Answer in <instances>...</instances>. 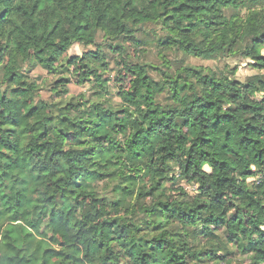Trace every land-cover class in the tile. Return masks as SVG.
Instances as JSON below:
<instances>
[{"label": "trees", "instance_id": "obj_1", "mask_svg": "<svg viewBox=\"0 0 264 264\" xmlns=\"http://www.w3.org/2000/svg\"><path fill=\"white\" fill-rule=\"evenodd\" d=\"M146 24L165 33L162 51L240 54L264 71L263 0H0V264H220L228 243L264 264L260 77L187 67L154 81L128 64L131 92L117 109L34 99L24 66L59 74L55 90L66 95L61 62L74 44L94 46L99 34L137 43ZM99 52L77 65L103 88ZM175 171L194 196H166ZM104 180L111 205L139 207L142 218L111 217L93 186Z\"/></svg>", "mask_w": 264, "mask_h": 264}, {"label": "rangeland", "instance_id": "obj_2", "mask_svg": "<svg viewBox=\"0 0 264 264\" xmlns=\"http://www.w3.org/2000/svg\"><path fill=\"white\" fill-rule=\"evenodd\" d=\"M164 35L165 33L161 30L160 26L146 24L135 33L137 43L130 42L126 39L109 41L99 34L94 46L74 44L64 55V60L61 62L69 69L68 73L63 74L68 79V82L65 83L67 87L66 95L62 94V90H55L57 80L60 77L59 74H49L40 67L28 68L24 66L23 70L27 76V81L34 83L38 87L34 97L36 102L41 101L52 104L61 98L64 101L73 98L75 102L81 103L82 105L102 104L116 109L124 104L120 96L121 93L131 92L130 86L134 76L128 72V64L144 66L148 76L154 81H161L163 79L162 74L174 76L182 68L187 67L202 69L204 72L215 73L218 76L224 75L240 83H246L254 77H260L264 80V71L254 69L251 62L240 54L213 59H202L185 55L182 51H162V48L158 45V41L164 39ZM116 45L121 46L122 52L118 49H110V47L114 48ZM97 50L105 58V66L99 69V74L104 82L103 88H98L91 76L82 73L85 70H81V64L77 65L79 59L84 61L85 54L90 52L95 54ZM71 59L73 63L67 66V60ZM257 98H260V96H257ZM158 102L162 105H170L166 94L160 95ZM174 177L176 182H169L166 186V196L169 199H172L170 197H174V194L180 193H186L189 196L195 195L196 187L188 185L181 180L178 171H175ZM253 180L250 179L249 182L252 183ZM93 186L96 189L97 197L108 202L106 209H109L108 214L111 217L127 218L128 222H134L136 219L142 218L139 207L133 213H129L128 210L126 211L111 205V202L115 199V194L112 192V185L106 180L95 183ZM148 204L149 198H146L145 205ZM242 215L244 223H248L251 219V214L243 212ZM168 230L175 232L177 228L171 226ZM198 235H195L194 238L196 239ZM220 235L223 238V242H225L227 234L221 232ZM200 243L203 245L205 240H201ZM218 255L222 257L220 264H225V262L230 264H253L250 257L239 254L229 243L227 244V250L218 253ZM120 264L128 263L122 259Z\"/></svg>", "mask_w": 264, "mask_h": 264}]
</instances>
